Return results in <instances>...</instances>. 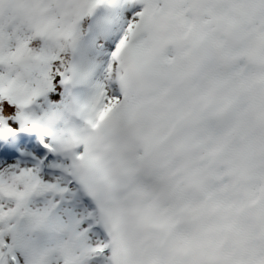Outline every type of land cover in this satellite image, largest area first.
<instances>
[{"label":"rangeland","instance_id":"1","mask_svg":"<svg viewBox=\"0 0 264 264\" xmlns=\"http://www.w3.org/2000/svg\"><path fill=\"white\" fill-rule=\"evenodd\" d=\"M10 1L23 6L29 2L31 12L37 17L35 29L39 38L22 45L16 43L15 49H11L12 43L3 44L6 37L3 33L0 35V52L8 60L10 54L6 49L1 51V44L11 49L14 57L9 63L18 65L21 70L12 78H0V116L6 118L1 106L8 102L12 107L13 120L20 123L30 119L38 126L28 151L20 158H14L0 144V264H117L119 259L120 264L126 261L141 264L140 258L133 259L134 251L141 253L139 240L144 234H150L148 227L157 229H153V233L164 235L163 243L171 242L168 237L172 233L167 234L162 229L165 220L151 219L146 211L143 214L140 204L136 210L138 216L134 217L135 226L120 216L117 201L123 216L131 201L121 191L125 187V179L122 164L116 159L119 140L115 134L110 137L106 133L110 116L119 111V98L122 97L123 106L120 108H123L124 126L133 125V116L141 115L145 107L139 94L143 88L139 87L145 83L144 80H153L166 70L164 55L172 56V53L158 50L151 32L162 28L161 34L164 35L163 31L182 29L197 41L195 44H205L208 50L213 46L210 41L217 40L216 32L203 21L194 27L190 21V30L181 27L178 13L185 9L184 0ZM214 1L220 23L227 21V24L228 17H240L244 10L248 12L252 5L257 6L260 2L248 0L247 8H239L238 2L242 0H235L230 6L229 0ZM85 11L96 19L93 33L91 28L83 32L74 27ZM44 23L46 26L40 31V25ZM87 24H79V27L84 29ZM47 27L51 32L55 31L60 40L67 39V47H63L60 41L54 52H49V55L43 53L40 39L46 40ZM149 27H155V30L150 32ZM164 41L161 38L159 42ZM72 43L76 49L74 58L68 52ZM255 45L264 48V34ZM241 49L235 36L229 48L232 58L223 61L219 67L228 72L234 84L233 93L240 96L238 112L242 116V125L249 127L252 120L248 116V64L239 54ZM24 51L34 58L31 69H25L20 60ZM49 61L50 69H47ZM2 64L0 62V70L5 73ZM139 67L141 71H138ZM151 69L157 75H152ZM205 81L201 88L197 86V94H203L204 99L201 102L195 99L194 109H202L216 94V77L213 75ZM242 81L246 85H241ZM151 83L158 86V83ZM254 84V81L252 86L250 84L249 93H259V84ZM53 91L59 95L51 98ZM194 97L197 98L196 95ZM249 103L253 102L249 100ZM228 105L225 103L222 110ZM159 111L162 118L167 119L166 110ZM197 112L201 113V110ZM117 115L122 116L121 112ZM178 124L174 122L173 128ZM4 125L10 130L17 126L15 122L3 123L1 119V129ZM201 134L198 132L197 135ZM167 140L168 133L158 143L160 145ZM176 165L180 164L176 162ZM230 186L231 183L224 188ZM173 190L178 196L179 189ZM198 204L194 203L195 206ZM126 232L130 233L127 247L122 241ZM182 241H191L192 244L196 239L192 233L181 232L178 243L183 244ZM4 245L13 250L16 260L6 257ZM125 248L126 252L131 250L124 262ZM176 250L180 255L179 249Z\"/></svg>","mask_w":264,"mask_h":264},{"label":"trees","instance_id":"2","mask_svg":"<svg viewBox=\"0 0 264 264\" xmlns=\"http://www.w3.org/2000/svg\"><path fill=\"white\" fill-rule=\"evenodd\" d=\"M233 1L229 0L228 6ZM184 5L185 9L178 13L179 25L190 30V21L192 27L197 22H208L216 32L217 40L210 41L213 46L208 50L205 44H195L197 41L182 29L163 31L168 33V37L163 38L162 28L153 31L155 27H149L158 50L164 49L172 56L164 55V61L169 66L166 65L161 76L147 82L144 80L145 83L139 87L143 88L139 94L145 107L141 115L133 116V125L124 126L123 108H119L122 116L117 115L119 111L110 116L106 133L110 136L115 134L119 140L117 163L122 164L121 168L135 172L131 178L123 176L126 185L121 191L131 202L123 216L117 201L118 211L124 220L129 219L135 226L134 217L138 216L136 210L140 204L143 214L146 211L151 218L165 220V232L172 233L168 237L171 242L163 243L164 235L153 233V228L148 227L150 234H144L139 240L144 246H140L141 253L134 251L133 259L140 258L141 264H264V87H261V82L264 84V48L255 45L264 34V0H260L257 6L252 5L248 12L244 10L240 17H228V24L227 21L220 23L214 0H184ZM238 6L247 8L248 0L239 1ZM27 11L28 15L22 14ZM93 17L85 11L74 27L83 32L91 28L93 33L96 27ZM85 22L88 24L81 29L79 24ZM36 23L37 17L31 12L29 2L23 6L15 1L0 0V35L3 33L6 37L3 44L10 42L11 49H15L16 43L22 45L30 39L39 38ZM45 26V23L40 25L39 30H44ZM235 36L242 48L239 54L248 64V116L252 120L249 127L242 125V116L238 112L240 96L233 93L234 84L228 72L219 67L223 61L232 58L229 48ZM44 37L48 41L40 39V47L46 55L54 52L60 41L63 47H67V39L60 40L49 27ZM161 38L165 40L163 43H160ZM3 44L1 51L6 49L11 58L6 60L0 52V59L4 60L0 62L5 68V73L0 70L5 74L0 78L7 79L21 70L17 64L9 63L14 54ZM68 52L74 58L76 49L73 43ZM33 59L26 51L20 58L25 69L33 68ZM49 63L47 69H50ZM151 71L152 75H157L155 70ZM213 75L218 81L214 85L216 94L202 109H194L195 99L200 102L204 99L203 94H197V86L201 88L206 84L205 78ZM253 81L259 84V93H249ZM242 84L246 85L245 81ZM56 95L59 93L55 91L50 94L51 98ZM225 103L230 105L222 110ZM160 109L166 110L167 119L162 118ZM180 117V127L158 146V141ZM1 119L5 120L3 116H0ZM34 122L30 119L18 122L21 125L18 124L16 130H10L6 124L1 129L0 144L14 158H20L28 151L34 137L33 132L25 128V123L32 125ZM198 132L202 134L197 135ZM148 150L152 153L138 171ZM176 162L180 165L177 166ZM230 183L231 186L225 189V185ZM174 188L179 189L178 196ZM195 202L199 204L195 206ZM120 223L122 225L121 218ZM134 228L132 226V230ZM121 229L124 230L123 226ZM181 232L192 233L196 241L179 244ZM125 235L122 241L127 247L130 233ZM176 249H179L180 255L176 254ZM127 252L125 248L124 262L130 256ZM117 264H120V259ZM125 264L131 262L126 261Z\"/></svg>","mask_w":264,"mask_h":264},{"label":"bare ground","instance_id":"3","mask_svg":"<svg viewBox=\"0 0 264 264\" xmlns=\"http://www.w3.org/2000/svg\"><path fill=\"white\" fill-rule=\"evenodd\" d=\"M2 112L6 117H10L11 112H12V107L9 105L8 102H4L1 106ZM52 262V261H51Z\"/></svg>","mask_w":264,"mask_h":264}]
</instances>
